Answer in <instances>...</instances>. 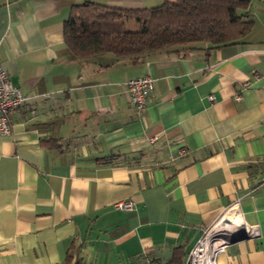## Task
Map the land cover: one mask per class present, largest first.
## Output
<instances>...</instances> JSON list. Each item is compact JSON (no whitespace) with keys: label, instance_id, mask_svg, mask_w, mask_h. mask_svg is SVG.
Instances as JSON below:
<instances>
[{"label":"crops","instance_id":"0c3cea01","mask_svg":"<svg viewBox=\"0 0 264 264\" xmlns=\"http://www.w3.org/2000/svg\"><path fill=\"white\" fill-rule=\"evenodd\" d=\"M87 1L164 0H0V62L27 98L0 136V264H60L73 245L82 264H166L177 249L185 264L232 212L258 233L217 264H264V0L232 44L79 59L64 22ZM144 76L138 112L127 82Z\"/></svg>","mask_w":264,"mask_h":264},{"label":"trees","instance_id":"16d2710c","mask_svg":"<svg viewBox=\"0 0 264 264\" xmlns=\"http://www.w3.org/2000/svg\"><path fill=\"white\" fill-rule=\"evenodd\" d=\"M251 0H164L140 9L110 7L87 1L74 4L64 22V40L79 59L114 54L140 58L156 52L218 48L243 40L252 30ZM136 21L138 28H126ZM49 144V142L47 143ZM166 264H183L176 250ZM60 264H82L75 245Z\"/></svg>","mask_w":264,"mask_h":264},{"label":"built area","instance_id":"2783aa9c","mask_svg":"<svg viewBox=\"0 0 264 264\" xmlns=\"http://www.w3.org/2000/svg\"><path fill=\"white\" fill-rule=\"evenodd\" d=\"M248 84H245L246 87ZM130 101L133 107L141 112L148 104V100L154 88V79L144 76L131 79L127 82ZM26 97L22 89L15 86L7 71L0 62V136L9 135L12 132L11 113L13 110L22 106ZM213 100V96L209 97ZM237 101L241 100L240 95H236ZM155 139L151 141L154 142ZM184 149L181 154H186ZM132 201H122L115 204V208L123 211L132 210ZM223 218L215 225L207 229L197 245L191 250L185 264H217L219 256L227 249L231 239L241 233L256 235L257 227L249 226L244 223L240 227H225Z\"/></svg>","mask_w":264,"mask_h":264},{"label":"bare ground","instance_id":"6f19581e","mask_svg":"<svg viewBox=\"0 0 264 264\" xmlns=\"http://www.w3.org/2000/svg\"><path fill=\"white\" fill-rule=\"evenodd\" d=\"M226 216V215H225ZM226 218L229 220V222H224L222 223L223 226L225 227H240L241 224L238 222V213L237 212H232V213H229L227 214ZM234 223H238L237 225L234 224Z\"/></svg>","mask_w":264,"mask_h":264},{"label":"water","instance_id":"95a60500","mask_svg":"<svg viewBox=\"0 0 264 264\" xmlns=\"http://www.w3.org/2000/svg\"><path fill=\"white\" fill-rule=\"evenodd\" d=\"M223 220H224V222H229V220L226 218V217H224L223 218ZM247 236H250V235H247V234H245V233H241V234H238V235H236V236H234L232 239H231V241L230 242H233V241H240V240H242V239H245V238H247Z\"/></svg>","mask_w":264,"mask_h":264},{"label":"rangeland","instance_id":"374dc122","mask_svg":"<svg viewBox=\"0 0 264 264\" xmlns=\"http://www.w3.org/2000/svg\"><path fill=\"white\" fill-rule=\"evenodd\" d=\"M252 1V0H251ZM149 2H154V0L153 1H149ZM161 3H163V1L161 2ZM160 3V4H161ZM159 4H157V5H155V6H158ZM154 7V6H153ZM126 28L127 29H131V30H136L137 28H138V24L136 23V21H129V22H127L126 23Z\"/></svg>","mask_w":264,"mask_h":264}]
</instances>
